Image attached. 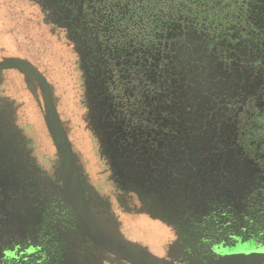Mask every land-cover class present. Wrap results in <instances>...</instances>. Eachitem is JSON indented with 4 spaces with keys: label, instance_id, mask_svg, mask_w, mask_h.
Returning <instances> with one entry per match:
<instances>
[{
    "label": "flooded vegetation",
    "instance_id": "af4514ba",
    "mask_svg": "<svg viewBox=\"0 0 264 264\" xmlns=\"http://www.w3.org/2000/svg\"><path fill=\"white\" fill-rule=\"evenodd\" d=\"M143 1L156 2L56 3L75 40L100 25L88 77L115 129L118 174L169 181L200 211L264 204V0H165L150 17ZM45 227L0 177V264H79Z\"/></svg>",
    "mask_w": 264,
    "mask_h": 264
},
{
    "label": "rangeland",
    "instance_id": "374dc122",
    "mask_svg": "<svg viewBox=\"0 0 264 264\" xmlns=\"http://www.w3.org/2000/svg\"><path fill=\"white\" fill-rule=\"evenodd\" d=\"M77 1L0 0V57L29 62L50 95L46 106L38 85L35 91L19 69L0 66L1 179L79 264H248L241 254L264 247V204L200 211L197 199L190 202L169 181L161 188L143 175L128 182L118 174L115 129L88 77L101 51L100 25L94 37L85 29L75 40L58 22L70 16L56 3ZM163 1H143L141 16ZM99 67L95 60V74Z\"/></svg>",
    "mask_w": 264,
    "mask_h": 264
},
{
    "label": "crops",
    "instance_id": "0c3cea01",
    "mask_svg": "<svg viewBox=\"0 0 264 264\" xmlns=\"http://www.w3.org/2000/svg\"><path fill=\"white\" fill-rule=\"evenodd\" d=\"M10 50H11V52L8 51L9 54H13V52H12L13 47ZM5 63H8L10 68L19 69L21 71L22 77L24 79L26 77L27 80L29 79L32 86L35 88V91H36V85H38V87H39V89L43 95L44 103H45L44 88H43L44 78L38 73V71L36 69H34L29 64V62L27 63L22 57H19V56H9L6 58H5V56L0 57V65L5 64ZM44 83H45V81H44ZM29 91H30V89H29ZM260 255H262V256H260ZM252 256L253 257H249L244 262L248 263V264H264V253H262V254L254 253Z\"/></svg>",
    "mask_w": 264,
    "mask_h": 264
},
{
    "label": "water",
    "instance_id": "95a60500",
    "mask_svg": "<svg viewBox=\"0 0 264 264\" xmlns=\"http://www.w3.org/2000/svg\"><path fill=\"white\" fill-rule=\"evenodd\" d=\"M3 65V64H2ZM1 66V65H0ZM43 88H44V97H45V105L47 106V105H50V100H49V90H48V87H47V85L44 83V81H43ZM51 109V108H50ZM53 110V109H52ZM47 112H48V110H47ZM48 114H49V112H48ZM52 115H53V111H52ZM50 116H51V114H50ZM54 119H53V116L51 117V119L49 120L50 121V123H52V121H53ZM262 249H264V247H261L260 249H255V250H253V251H251V253H249V254H244V253H242L241 254V258H240V262H244V261H246L249 257H253L252 255L254 254V253H258V254H262V253H264V250H262Z\"/></svg>",
    "mask_w": 264,
    "mask_h": 264
},
{
    "label": "snow or ice",
    "instance_id": "6c2138e0",
    "mask_svg": "<svg viewBox=\"0 0 264 264\" xmlns=\"http://www.w3.org/2000/svg\"><path fill=\"white\" fill-rule=\"evenodd\" d=\"M262 250H264V249H262Z\"/></svg>",
    "mask_w": 264,
    "mask_h": 264
}]
</instances>
